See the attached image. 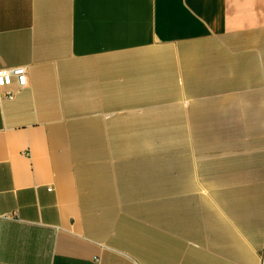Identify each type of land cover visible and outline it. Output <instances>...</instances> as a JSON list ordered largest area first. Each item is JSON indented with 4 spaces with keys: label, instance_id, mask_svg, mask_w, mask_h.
I'll return each mask as SVG.
<instances>
[{
    "label": "crops",
    "instance_id": "crops-1",
    "mask_svg": "<svg viewBox=\"0 0 264 264\" xmlns=\"http://www.w3.org/2000/svg\"><path fill=\"white\" fill-rule=\"evenodd\" d=\"M13 67L0 264H261L264 0H0Z\"/></svg>",
    "mask_w": 264,
    "mask_h": 264
},
{
    "label": "built area",
    "instance_id": "built-area-1",
    "mask_svg": "<svg viewBox=\"0 0 264 264\" xmlns=\"http://www.w3.org/2000/svg\"><path fill=\"white\" fill-rule=\"evenodd\" d=\"M16 79L18 85L23 87L27 84V72L24 67L2 68L0 69V88L9 87ZM6 97L13 96V92L7 90L4 94ZM261 264H264V249L261 255Z\"/></svg>",
    "mask_w": 264,
    "mask_h": 264
}]
</instances>
